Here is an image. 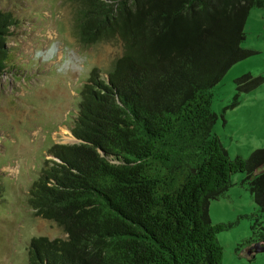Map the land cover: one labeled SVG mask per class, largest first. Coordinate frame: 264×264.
Here are the masks:
<instances>
[{"label": "trees", "instance_id": "16d2710c", "mask_svg": "<svg viewBox=\"0 0 264 264\" xmlns=\"http://www.w3.org/2000/svg\"><path fill=\"white\" fill-rule=\"evenodd\" d=\"M73 1L78 43L116 38L123 52L105 79L90 71L70 128L77 143L49 147L29 188L34 216L65 238H32L28 264H221L217 236L229 225L210 222L209 201L244 174L264 217V149L229 158L210 91L251 55L244 26L264 0ZM15 24L0 10V74ZM256 85L236 80L238 92ZM260 224L247 243L264 241Z\"/></svg>", "mask_w": 264, "mask_h": 264}, {"label": "rangeland", "instance_id": "374dc122", "mask_svg": "<svg viewBox=\"0 0 264 264\" xmlns=\"http://www.w3.org/2000/svg\"><path fill=\"white\" fill-rule=\"evenodd\" d=\"M0 10L17 21L6 43L9 67L0 74V264H28L32 238H65L56 224L34 216L29 188L52 158L49 147L77 143L70 128L90 71L96 68L105 79L123 50L116 38L79 44L73 0H0ZM244 34L241 47L251 55L211 89L210 110L216 115L212 132L229 158L246 160L264 149V7L250 10ZM49 49L55 50L52 60L44 59ZM245 76L257 85L238 92L236 80ZM244 179L233 175L232 186L208 204L210 222L229 225L217 236L221 264H264V252L247 243L252 224L264 228V217Z\"/></svg>", "mask_w": 264, "mask_h": 264}, {"label": "water", "instance_id": "95a60500", "mask_svg": "<svg viewBox=\"0 0 264 264\" xmlns=\"http://www.w3.org/2000/svg\"><path fill=\"white\" fill-rule=\"evenodd\" d=\"M252 250L257 253V252H264V241L262 243H256L253 245Z\"/></svg>", "mask_w": 264, "mask_h": 264}, {"label": "clouds", "instance_id": "9594fccd", "mask_svg": "<svg viewBox=\"0 0 264 264\" xmlns=\"http://www.w3.org/2000/svg\"><path fill=\"white\" fill-rule=\"evenodd\" d=\"M54 52H55L54 49H49L45 54H43L44 59L46 57V58H48V59L50 58L52 60ZM70 64H71V61H68V63L65 65V67L70 66Z\"/></svg>", "mask_w": 264, "mask_h": 264}]
</instances>
